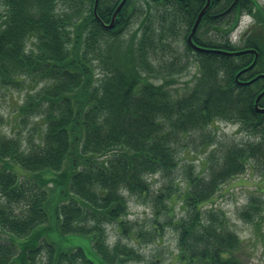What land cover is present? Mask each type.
Returning a JSON list of instances; mask_svg holds the SVG:
<instances>
[{
  "label": "trees",
  "instance_id": "1",
  "mask_svg": "<svg viewBox=\"0 0 264 264\" xmlns=\"http://www.w3.org/2000/svg\"><path fill=\"white\" fill-rule=\"evenodd\" d=\"M93 1L0 0V85L40 84L19 110L45 121L36 142L0 134V264H37L38 256L41 264L139 261L121 236L108 241L107 225L134 231L124 219L125 193H150L155 174L162 183L154 208L165 218L154 220L151 238L171 225L184 264H246L224 211L203 205L248 166L264 176V111L255 106L264 77L238 81L264 73V5L210 0L193 34L208 49H194L186 36L204 0H126L111 27L103 21L119 0H98V16ZM246 11L253 22L237 44L230 33ZM132 17L139 25L122 48ZM243 48L257 57L235 77L253 59L251 51L234 52ZM191 58L193 83L173 96V76ZM257 104L264 107V93ZM217 120L236 123L247 138L218 137L210 127ZM191 149L206 152L204 165L188 163L179 178V152ZM260 202L250 196L241 214L252 219Z\"/></svg>",
  "mask_w": 264,
  "mask_h": 264
},
{
  "label": "rangeland",
  "instance_id": "2",
  "mask_svg": "<svg viewBox=\"0 0 264 264\" xmlns=\"http://www.w3.org/2000/svg\"><path fill=\"white\" fill-rule=\"evenodd\" d=\"M258 1L264 5V0ZM86 5L88 6V3ZM157 6L159 7V5ZM142 8H146L145 3ZM139 18L131 19L128 27L122 30L123 39L120 47L124 48L128 43L130 34L139 25ZM252 22L253 19L249 13L242 14L238 24L230 33L231 40L237 44H242L241 35ZM167 41L170 42L169 37H167ZM183 43L182 39H178L173 42V45L182 48ZM196 72V64L191 59L183 72L173 76L175 80L169 86L171 94L179 96L186 93L193 83ZM40 86V84L33 82L27 83V80L23 81V84L19 87L0 85V134L18 136L25 143L38 141L40 133L45 127L42 115L36 113V111L23 113L19 110V107L23 103L26 93L28 91L36 92ZM210 127L220 138L230 137L235 140L247 138L244 132H237L236 123L217 120ZM191 141L192 139L188 141L190 147L194 144ZM192 151L194 149H191L190 153L187 150L179 152L180 159L178 168L175 170L176 176L179 178L183 177V171L188 163L192 164L196 170H200V167L204 165L206 152L193 153ZM161 183V176L155 174L152 178L150 193L141 197L125 193L128 198V212L124 219L134 229L133 232L131 231L128 233L129 235H125L121 233L116 224L107 225L109 242L115 241L119 235L123 241L133 245L140 252L141 259L139 261L130 260L127 264H147L150 263L151 259H155L158 264H184L176 258L177 244L173 226L165 225L161 238L150 237L149 232L152 226L159 227L154 220L158 219L161 222L165 218L155 212V202L152 198V194L157 191ZM250 196L257 197V200L261 201L257 208L251 210L256 212L251 215L252 219H248V217L241 214V210L248 203ZM210 206L224 211L228 225L241 238L238 253L243 257L245 263L264 264V176L248 166L242 174L222 183L212 196V200L205 203L203 208ZM173 212L174 216L177 217L183 213V209H180L178 203H176ZM138 231L142 232L140 237L135 234ZM43 259V256H38L36 263L41 264L40 261Z\"/></svg>",
  "mask_w": 264,
  "mask_h": 264
},
{
  "label": "water",
  "instance_id": "3",
  "mask_svg": "<svg viewBox=\"0 0 264 264\" xmlns=\"http://www.w3.org/2000/svg\"><path fill=\"white\" fill-rule=\"evenodd\" d=\"M124 2H125V0H120V2L117 4V6H116V8H115V10H114V12H113V14H112V18H111L110 22L107 23L106 26H108V27L112 26V24H113V20H114V17H115V15H116V13L118 12V10L121 8V6L123 5ZM96 4H97V0H94L93 11H94L95 14H96ZM208 4H209V0L206 1V3L204 4V6H203V7L201 8V10L198 12V14H197V16H196V18H195V20H194V22H193V25H192V27H191V29H190V32H189V34H188V40H189V41H191V35L194 33V31H195V29H196V26H197V24H198V22H199V19H200V17L202 16L203 11L205 10V8L207 7ZM191 42H192V41H191ZM193 45H194L197 49H205V48H203V47H201V46H197V45H195L194 43H193ZM245 51H253V53H254V58H253L252 62H251L248 66H246V67L240 69V70L236 73V77H237L242 71H244V70L248 69L249 67H251V66L254 64V62H255V59H256V56H257V51H256L254 48H244V49H241V50H236V51H234V52H235V53H241V52H245ZM227 52H228V51H227ZM261 75L264 76V73L257 74L256 76H254V77L251 78L250 80H247V81H239V82H250V81H252V80L258 78V77L261 76ZM263 93H264V88L259 92V94H258V95L256 96V98H255V106H256V108H257L258 110H260V111H264V107H260V106H258L257 102H258L260 96H261Z\"/></svg>",
  "mask_w": 264,
  "mask_h": 264
},
{
  "label": "flooded vegetation",
  "instance_id": "4",
  "mask_svg": "<svg viewBox=\"0 0 264 264\" xmlns=\"http://www.w3.org/2000/svg\"><path fill=\"white\" fill-rule=\"evenodd\" d=\"M204 1H205V0H204ZM203 3H204V2H203ZM202 5H203V4H202ZM202 5H201V6H202ZM200 8H201V7H200ZM107 9H108V8H106V10H107ZM191 38H192V41H194L193 36H192ZM171 39H172V38H170V40H171ZM186 42H187V44L191 45V44L189 43V41L187 40V37H186ZM185 45H186V44H185V42H184V43H183V47H182L183 49H184ZM191 46H192V45H191Z\"/></svg>",
  "mask_w": 264,
  "mask_h": 264
}]
</instances>
